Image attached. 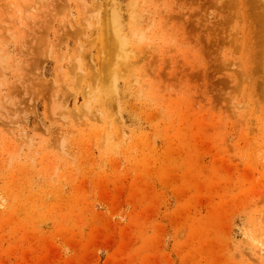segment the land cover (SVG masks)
<instances>
[{
    "label": "rangeland",
    "instance_id": "1",
    "mask_svg": "<svg viewBox=\"0 0 264 264\" xmlns=\"http://www.w3.org/2000/svg\"><path fill=\"white\" fill-rule=\"evenodd\" d=\"M0 264H264V0H0Z\"/></svg>",
    "mask_w": 264,
    "mask_h": 264
}]
</instances>
